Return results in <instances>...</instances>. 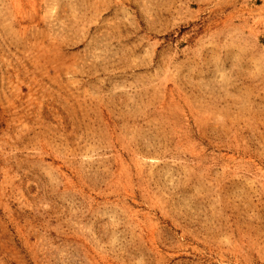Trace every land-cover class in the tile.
<instances>
[{
  "label": "rangeland",
  "instance_id": "rangeland-1",
  "mask_svg": "<svg viewBox=\"0 0 264 264\" xmlns=\"http://www.w3.org/2000/svg\"><path fill=\"white\" fill-rule=\"evenodd\" d=\"M0 264H264V0H0Z\"/></svg>",
  "mask_w": 264,
  "mask_h": 264
}]
</instances>
